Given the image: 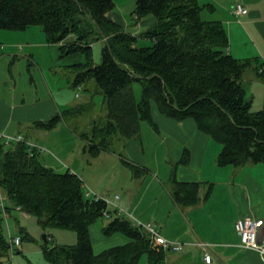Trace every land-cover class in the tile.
<instances>
[{"label":"trees","instance_id":"1","mask_svg":"<svg viewBox=\"0 0 264 264\" xmlns=\"http://www.w3.org/2000/svg\"><path fill=\"white\" fill-rule=\"evenodd\" d=\"M114 6V0H0V29L22 32L38 25L48 43L58 44L61 56L77 51L85 55L84 61L68 65L74 73L73 85L93 79L105 108L104 116L92 120L90 131L81 133L85 150L97 155L109 150L114 138H135L143 122L156 127L151 115L154 102L166 116L192 118L199 130L218 142L217 165L264 164V110L252 109L243 87L244 73L252 66L264 79V70H259L263 64L257 57L235 58L229 52L225 24L201 18V10L211 4L136 0L134 21L155 19L139 34L106 15ZM139 36L151 39L152 44L135 45ZM100 40L104 45L101 62L96 64L93 44ZM135 80L141 86L139 99ZM89 107L92 102L72 105L33 124L52 129ZM41 153L27 139L6 142L0 137V189L6 196V214L0 207V264L10 262L5 220L16 209L35 216L43 228L75 231L73 244L43 246L51 264H138L143 256L145 264H166L167 249L122 215L112 216L102 232L106 236L121 233L127 242L94 252L89 227L104 211L115 210H110L103 197L87 196L77 174L55 170L42 161ZM121 159L135 176L141 175L137 165ZM200 188L198 181L177 179L172 169L169 191L174 202L195 205L201 198ZM46 237L49 243L48 233Z\"/></svg>","mask_w":264,"mask_h":264},{"label":"crops","instance_id":"2","mask_svg":"<svg viewBox=\"0 0 264 264\" xmlns=\"http://www.w3.org/2000/svg\"><path fill=\"white\" fill-rule=\"evenodd\" d=\"M198 2L201 5L211 4V7H204L201 10L203 20H220L225 24L229 38V52L235 58L257 57L258 61L263 64L259 70L263 71L264 0H198ZM237 3H241L246 8V12L239 16L233 13ZM206 10L216 13L217 19H204L203 11ZM106 15L125 27V22H122L112 11H108ZM154 21V17L149 16L138 22H133L135 26L132 33L139 34L140 28L147 27ZM26 31L37 30L27 27L24 31L19 32L20 34L0 32V35H9L6 44L2 43L3 57L1 58H10L8 60L10 61L11 55L16 54L15 49H20L27 55L31 54L34 59L33 47L48 43L45 36L39 35L40 44H34L33 41L32 43L28 40V45H20L21 39L24 41L30 38L26 35ZM71 64L73 63L68 65ZM40 70L42 73V69ZM43 78L49 84L45 74ZM32 79L34 80V78ZM84 85L86 83L77 87L83 88ZM243 87L251 100L252 109L264 110V79L257 75L254 66L248 68L244 73ZM94 91L97 92L96 89ZM35 92L44 94L37 89ZM135 95L136 98L139 97L137 91H135ZM49 97L51 98L52 94H49ZM74 97H79V95L74 93ZM93 99L91 94L87 102H92L95 107ZM41 100L34 99L32 106L36 111L35 114H30L29 109L25 108L30 105L25 96L20 97L13 93L7 101L0 96V132L8 135L22 134L25 139L37 144L41 151L44 150L46 144L39 140L36 133H34L35 140L27 137L21 131L22 124L24 122L31 124L36 120H42L44 117L46 118L45 115L52 116L60 108L64 109L70 106L68 104L70 101L66 105H62L55 101L51 103L49 99L46 101L49 103L46 108L42 104L44 102L37 103ZM45 109H47L46 112ZM151 115L156 127L143 122L140 135L124 143L125 153L129 156L128 161L141 169L140 176L137 177L132 172L131 176L141 180L127 182L128 184L124 185L117 184L116 189L120 190V195H117V198L112 201L114 205L112 208L109 206L110 210L114 211V206H119L130 213V217L140 222L154 224L164 237L181 242L180 248L167 250L166 264H187L186 260L191 263L196 261L197 264H206L205 253L211 255L212 264H264L263 255L240 245V238L235 228V223L239 218L262 219L263 226L259 231V240L264 241V164L249 163L240 167L219 166L216 163V157L221 145L208 134L199 130L192 118L176 120L166 116L159 111L154 102L151 103ZM80 142V148L82 146L84 148L83 137ZM84 150L85 148L83 152ZM103 151H100V154L106 153L108 157L112 158V162L116 164L118 161L120 165H123L116 153H108V150ZM100 158L98 156L97 161ZM183 158L185 161H182ZM76 165L78 170L84 172L87 182L95 190H98L96 187H99L102 181L97 178L96 174L93 176L88 171L85 172L87 167L83 164L80 165L79 162ZM172 169H174L177 179L181 181L201 183V198L195 205L181 206L174 202L166 187ZM76 174L78 175V173ZM109 182L115 183L113 179L111 181L109 179ZM135 185L138 186L136 193L131 190V186ZM139 185L145 188L142 192ZM149 190L152 193H149ZM100 194L103 195V193ZM103 196L105 197V195ZM90 226L92 247L96 253L127 242L126 237L121 233L102 236L97 225L91 224ZM93 234L97 235L96 243H94ZM200 242H204V244H200Z\"/></svg>","mask_w":264,"mask_h":264},{"label":"rangeland","instance_id":"3","mask_svg":"<svg viewBox=\"0 0 264 264\" xmlns=\"http://www.w3.org/2000/svg\"><path fill=\"white\" fill-rule=\"evenodd\" d=\"M135 2L136 0H114L115 6L112 10V12L115 13V15L120 18L122 22H125L124 28L130 32L134 31L133 28L135 26V23H133L135 21L132 18V11L135 8ZM203 13L204 14L202 17H205L204 19H217V14L213 11L206 10L203 11ZM29 28L31 30L37 31H26V35L30 38L24 41L21 39L20 45H28V40L31 42L33 41L34 44H40L41 40H39V35L45 36L40 26L34 25L29 26ZM144 29L145 26L140 28L141 32ZM0 32H13V34H20V31H4L3 29H0ZM5 36H7V38H5ZM8 37V34L0 35V96L6 101L8 98H10V96H12L13 93H16L20 97L25 96L26 101L30 104L28 107L25 106L26 110L28 108V112L30 114H35L36 110L33 109L32 106L34 99H42L37 103L40 104L44 102L42 104H44L47 108L49 103L46 101L49 99L51 103L55 101L62 105H66V103L70 101L68 104L72 106L85 104L88 101V97L91 94L93 95L95 107H89L82 114L73 115L70 117L67 116L66 119L61 120L62 123L59 122L57 126L52 129H44L42 127L35 126L33 123L27 124L29 122H24L22 124L21 131L27 135V137H31L34 140L36 138L34 133H36L39 137V140L46 144L45 149L42 150L41 153L42 161L46 162L59 172L72 170L75 172V174L78 173V176H80L83 181L84 193L90 198H94L95 196L103 197L108 201L109 206L112 208L113 204H111V202L117 198V195H120V190L116 189V185H124L131 183L132 181L139 182L141 179L132 177L131 172L134 175V171L122 162L121 157L129 160V156L125 153L124 148V143L127 140L114 138L113 144L108 150V153H116L119 157V161H121L124 166L120 165L118 161L116 164L115 162H112V158L108 157L106 153H98L97 155H93L88 149L84 150L83 152V146L80 148V141L82 138L81 133L90 131L92 120L94 118L102 117L105 114L103 96L101 93L94 91V89H96V82L93 79L87 81L83 88H79L77 86L75 87L73 85L74 73L67 65L69 63L84 61L85 55L77 51L61 56L58 44L46 43L45 45H35V47H33L34 59L32 58L31 54L27 55L25 51L15 49L16 54L11 55V60L8 61L10 58H1L3 57L1 46L6 44ZM151 44V39L141 36L138 37L135 43L137 46H148ZM103 45L104 43L101 40L93 44V59L96 64L101 62V50ZM26 49L28 48L26 47ZM40 69H42V73L40 72ZM44 74L45 77L48 78L49 84L43 80ZM32 78H34V80ZM133 87L134 90L138 92L139 97L137 99H139L141 94V86L139 81L135 80L133 82ZM36 89L40 93L43 92L44 94H37L35 92ZM74 93H77L79 97H74ZM49 94H52L51 98L49 97ZM61 110L62 109L60 108L59 111ZM44 111L46 112L47 109ZM45 116L46 118L42 116L44 117L42 120L51 117L49 115ZM98 156L101 158L97 161ZM77 162H79L80 165L83 164L87 167L85 172L88 171L93 176L96 174L97 178L102 181V184H99V187H96L98 190H95L89 184V182H87L84 172L77 169ZM109 179L110 181L113 179L115 183H110ZM140 187L142 192L145 188L143 186ZM166 187L169 189L168 182L166 183ZM137 188V185L131 186V190H133L135 193L137 192ZM100 193H103L105 197ZM149 193L152 192L149 190ZM12 214V217L7 218L10 232L12 234L20 235L21 242L18 246L13 247L14 250L10 255L9 264H51L45 257L43 251L44 245L51 247L56 243L73 244L77 240L76 233L72 229L60 227L43 228L39 225L36 217L32 214H26L19 210L12 212ZM115 215L116 214L114 212H111L108 214V216L103 215L101 218L97 219L95 223H93L98 226L100 235L105 236L102 232V226L100 225H106L111 217ZM122 216L129 217L126 215V213H123ZM46 233L49 234V243H45L43 238L44 234ZM96 237L97 235L93 234L94 243H96ZM167 250L174 249L169 248ZM186 262L187 264L198 263L196 261H192L191 263L188 260H186ZM138 264H145V256L141 258Z\"/></svg>","mask_w":264,"mask_h":264},{"label":"built area","instance_id":"4","mask_svg":"<svg viewBox=\"0 0 264 264\" xmlns=\"http://www.w3.org/2000/svg\"><path fill=\"white\" fill-rule=\"evenodd\" d=\"M245 12H246V8H244V6L241 3H237L234 6L233 13L236 16H239ZM0 137L4 138V140L6 142L24 141L25 140L24 136L21 134L8 135V134H4V133L0 132ZM27 144L30 147L37 146V144H35L31 141H28V140H27ZM95 197H99V196H95ZM106 202L108 204L107 200H106ZM111 204L114 205L113 202H111ZM5 205H6V196H5V194H3V192L0 189V207L3 209L4 214H6V212L4 210ZM108 206H109V204H108ZM114 208H115V214L116 215H122L123 213H126V215L129 216L128 218H130L134 224L145 229L150 234L151 238L155 242L160 243L165 249L172 248V249L176 250V249L181 247L180 242L173 241V240L168 239V238L164 237L163 235H161V233L159 232V230L157 229V227L154 224H152L150 222H146V223L140 222L139 220H136V219L130 217L131 214L126 212L125 210H123L119 206L115 205ZM108 214H109L108 211L103 212V215H105V216H108ZM5 223H6V227H7V235H8L9 240H10L11 254H12L13 253V247L18 246L20 244L21 237L18 234H12L10 232L7 218L5 220ZM262 226H263V220L262 219L251 218V217L239 218V219H237V221L235 223V228H236L237 234L240 238V245L246 249L255 250L264 256V241L259 240V231H260ZM200 244H204V242H200ZM204 260H205L206 264H212V257L209 253H205Z\"/></svg>","mask_w":264,"mask_h":264},{"label":"water","instance_id":"5","mask_svg":"<svg viewBox=\"0 0 264 264\" xmlns=\"http://www.w3.org/2000/svg\"><path fill=\"white\" fill-rule=\"evenodd\" d=\"M43 238H44V240H48L47 237H46V234H44Z\"/></svg>","mask_w":264,"mask_h":264}]
</instances>
